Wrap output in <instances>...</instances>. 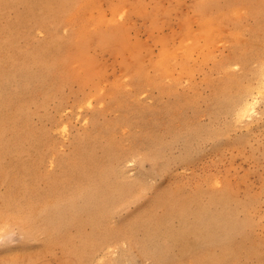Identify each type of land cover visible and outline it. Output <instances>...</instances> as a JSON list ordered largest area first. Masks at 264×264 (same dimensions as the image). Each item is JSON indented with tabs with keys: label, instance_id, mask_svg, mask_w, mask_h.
<instances>
[{
	"label": "rangeland",
	"instance_id": "1",
	"mask_svg": "<svg viewBox=\"0 0 264 264\" xmlns=\"http://www.w3.org/2000/svg\"><path fill=\"white\" fill-rule=\"evenodd\" d=\"M263 68L264 0H0V264H264Z\"/></svg>",
	"mask_w": 264,
	"mask_h": 264
},
{
	"label": "bare ground",
	"instance_id": "2",
	"mask_svg": "<svg viewBox=\"0 0 264 264\" xmlns=\"http://www.w3.org/2000/svg\"><path fill=\"white\" fill-rule=\"evenodd\" d=\"M87 1V0H86ZM95 1V0H94ZM216 2V1H215ZM226 3H228V2H226ZM214 4V3H213ZM217 5H219L218 3H217ZM98 12H100V11H98ZM100 14V13H99ZM99 16H101V15H99ZM101 17H103V16H101ZM76 18V17H75ZM86 19V18H85ZM109 20V19H108ZM111 20V19H110ZM205 22V21H204ZM203 22V23H204ZM208 23H209V21H207ZM94 23V22H93ZM206 23V22H205ZM89 24V23H88ZM209 24H212V21H210V23ZM209 24H207V26H209ZM94 24H92V26H93ZM106 25V24H105ZM203 26H205L204 24H203ZM202 26V27H203ZM82 27H84V26H82ZM86 28V27H85ZM81 30V29H80ZM202 30V29H201ZM204 31V30H203ZM202 34V33H201ZM194 36H196L197 37V35H194ZM92 36L91 35H88V32L87 31H85V30H83V31H80L79 32V34H78V37H77V41H76V47H75V49H74V52H73V54H72V59L74 58V60H76V61H78V62H80L81 64H83L84 63V57H85V48H86V44H87V42H88V39H90ZM184 48V47H183ZM172 55V54H171ZM174 56V55H173ZM166 57H168V56H166ZM166 60H169V58L167 59L166 58ZM166 60L164 61L165 63H166ZM55 61H57V60H55ZM162 61V60H161ZM39 62V61H38ZM163 62V63H164ZM23 63V62H22ZM35 63V62H34ZM41 63V62H40ZM55 63V62H54ZM21 64V63H20ZM25 64V63H24ZM33 64V63H32ZM167 64H168V62H167ZM23 65V64H22ZM161 65H162V63H161ZM26 66V65H25ZM165 64H164V68H165ZM24 67V66H23ZM29 67V66H28ZM28 67H27V69H28ZM166 68L168 69V67L166 66ZM19 69V68H18ZM26 69V70H27ZM29 69H31L30 67H29ZM166 69V70H167ZM264 69V68H263ZM25 70V68H21V66H20V69L18 70V77L20 78V79H24V78H26L27 77V75H26V71ZM13 71V70H12ZM29 71V70H28ZM262 71V70H261ZM31 72V71H30ZM261 73V72H260ZM263 75V74H262ZM31 76V75H30ZM29 77V76H28ZM2 79V78H1ZM7 79V78H6ZM86 79V78H85ZM22 83H24L23 81H22ZM1 86L3 87V83L1 82V84H0V91H1ZM120 89V88H119ZM1 97V96H0ZM2 100V99H1ZM8 101H5V103H7ZM246 105L247 104H245V106L243 107V108H241V109H243V111H245V109H247L246 108ZM241 112V111H240ZM1 120H2V122H5V118H4V116H2L1 118H0ZM8 119H9V117H8ZM1 122V123H2ZM2 169V168H1ZM17 190V189H16ZM12 192H14V191H12ZM16 193V192H15ZM28 203V202H27ZM27 203H25V204H27ZM28 205H30V204H28ZM32 207V206H31ZM78 207V206H77ZM13 210V209H12ZM35 210V209H34ZM76 210V209H75ZM184 210V206H183V204H182V211ZM60 213V212H59ZM58 213V214H59ZM166 214H167V216H168V213L166 212ZM76 216H77V214H75ZM74 215V216H75ZM164 215V214H163ZM79 217V216H78ZM88 217V216H87ZM85 218V219H90V218ZM162 217V216H161ZM80 218H82V216H80L79 217V219ZM214 219H215V221H217L218 220V218H216V217H213ZM212 218V219H213ZM79 219H77L78 221H79ZM180 219H181V221H183L184 220V216L183 215H181L180 216ZM70 221L72 220V218H70L69 219ZM82 220V219H81ZM90 221V220H89ZM76 222V221H75ZM84 222V221H83ZM83 222L81 223V221H79V223L80 224H83ZM85 222H87V220L85 221ZM158 222V224H159V226L158 227H156L155 228V226H151L150 228L151 229H148V232H147V235H148V238H149V244L151 245L152 244V246L150 247L153 251H157V248L159 247L158 246V244H157V242H159V240L160 239H164L165 238V235H166V233L168 234V231H170V234H172L175 238H177V239H180V238H182L181 237V235H182V232L181 233H179V230H178V232H175V231H173V230H171L169 227V221H168V218L166 217V218H161L160 220H158L157 221ZM56 223V222H55ZM59 223V222H58ZM78 224V222H76V225ZM54 225V224H53ZM61 225V223H59V225L57 224L56 226H58L59 228L61 227L60 226ZM78 226V225H77ZM81 226V225H80ZM205 226H207V225H205ZM215 226V225H214ZM213 226V227H214ZM57 227V228H58ZM53 228V227H52ZM56 228V229H57ZM155 228V229H154ZM54 229V228H53ZM60 232V231H59ZM58 232V233H59ZM54 233H55V230H54ZM55 235V234H54ZM56 236H58V234L56 233ZM62 240V239H61ZM200 240H202V241H209V240H211V237L210 238H207L206 237V235H203L201 238H200ZM88 241V240H87ZM90 243H91V241H90ZM92 243H93V241H92ZM92 243H91V245H92ZM195 244H197L196 243V240H194L193 242H191V243H188V242H186V246L188 247V246H194ZM80 245H82V244H80ZM79 245V246H80ZM78 246V245H77ZM83 246H84V244H83ZM69 249H70V247H69ZM81 249V248H80ZM83 249V248H82ZM162 249V248H161ZM210 250V249H209ZM11 257V256H10ZM197 257V256H196ZM210 258V257H209ZM190 260V259H189ZM5 261V260H4ZM177 262V261H176ZM187 262V261H186ZM193 263H195V264H202V262L200 261V260H196V261H193ZM192 263V264H193ZM176 264V263H175Z\"/></svg>",
	"mask_w": 264,
	"mask_h": 264
}]
</instances>
